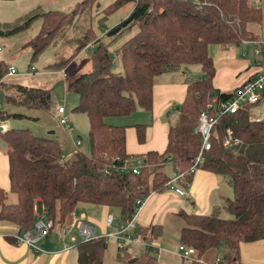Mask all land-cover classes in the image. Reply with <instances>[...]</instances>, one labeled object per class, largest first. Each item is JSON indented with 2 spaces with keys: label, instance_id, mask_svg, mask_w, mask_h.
<instances>
[{
  "label": "trees",
  "instance_id": "1",
  "mask_svg": "<svg viewBox=\"0 0 264 264\" xmlns=\"http://www.w3.org/2000/svg\"><path fill=\"white\" fill-rule=\"evenodd\" d=\"M96 1L81 0L68 13L33 12L21 25L0 31V36L14 34L40 19L38 34L26 44L33 61L56 42V37L75 18L96 7ZM257 1L114 0L102 10L98 22L129 3L133 5L132 12L138 11L135 19L114 35L106 36L112 39L132 21L136 22L135 34L114 51L120 73L111 70L108 44L92 33L89 23L76 39L70 56L49 67L64 71L83 50L91 51L70 72L64 71L62 80L65 92L77 97L72 111L86 117L89 155L73 151L64 156L54 139L32 136L26 129H6L0 139L7 158L8 193L15 197V202L8 203L6 193L0 189V223L13 225L22 233L33 224V206L37 200L44 218L58 228L69 226L78 207L115 209L121 220L130 218L137 201L165 191V183L176 171L186 172L191 166L200 145L193 129L199 112L207 110L210 117H215V123L210 131L209 150L202 153L196 170L227 179L231 193L225 201V211L229 218L179 214L183 226L178 231V245L193 250L190 264H201L206 255L216 253L220 246L223 252L218 264H238L240 244L264 240V121L249 120L251 105H243L233 114L216 115L218 105L228 101L233 93L212 89L214 69L209 49L256 41L258 37L252 27L260 23V11L254 5ZM104 36L102 33L101 37ZM262 55L264 73V52ZM189 66H198L200 76L185 82L184 97L172 112L173 122L167 121L164 150L127 154L128 126L113 125L110 121L127 118L137 111L150 113L153 79L166 73H187ZM6 72L0 62V79ZM4 81L0 87L12 91V96H0L1 122L25 118L7 112L3 105L39 111L49 108V90L6 85ZM212 98L213 106L206 109ZM130 127L136 142L143 143L146 125ZM226 130L237 143L223 147ZM141 157L144 166L136 175L119 171L124 159ZM166 165L169 175L165 173ZM191 177L185 176L183 182L176 181L175 185L185 190ZM151 229L138 230L137 237L149 242ZM105 249L106 243L101 238L81 241L75 245L76 263L102 264ZM129 264L156 263L144 252Z\"/></svg>",
  "mask_w": 264,
  "mask_h": 264
},
{
  "label": "crops",
  "instance_id": "2",
  "mask_svg": "<svg viewBox=\"0 0 264 264\" xmlns=\"http://www.w3.org/2000/svg\"><path fill=\"white\" fill-rule=\"evenodd\" d=\"M254 5L260 11V23L252 27V31L258 37L257 40L242 42L225 49L211 47V51H209L214 69L211 86L219 93L232 94L243 83L257 76H262L264 79L261 65L264 52V0H259ZM254 42L259 43L256 54L254 53ZM111 66L114 67V64ZM60 74L63 77L64 71L60 70ZM185 74L178 71L162 74L153 79L150 113L137 111L127 118L110 121V124L113 125L128 126L125 129V151L127 154L143 155L147 152L161 153L164 150L167 121L174 116L172 112L178 108L184 97L185 81L183 79ZM5 78L0 81H4ZM258 105H261L262 115L264 103L260 102L251 106ZM49 106L52 107V103ZM251 108L249 109L250 117H256L252 115ZM55 109L52 107L54 116ZM5 123L7 129L10 128L7 121ZM68 123L70 128L69 119ZM136 124L146 125L144 141L141 144L136 142L134 130L130 127ZM73 144L72 142V148ZM7 170L5 145L0 139V189L4 192L5 189L7 191L9 189ZM5 193L7 197V192ZM230 193L231 188L226 178L196 170L187 189L184 190L183 197H177L167 190L150 194L142 201L141 208L135 216L133 229L128 232L131 237L137 239V242L130 243V246L139 248L129 251L128 254L124 247L120 251L116 248L120 255L119 260L129 264L131 260H136L138 255L147 252L155 259L156 264H190L189 260H181L175 254L178 245V231L182 222L178 215H209L224 219L221 215L226 214L225 201L230 197ZM9 200L8 203H14L15 197L13 196ZM34 210L33 222L35 219L44 217L42 205L38 200L34 203ZM107 215H111L114 220L110 228H107L104 223ZM73 220H81L86 223L100 238L109 232L117 231L126 219L121 220L117 210L114 212L105 207H78L72 214L71 222ZM147 228H152L149 242L137 237L138 230ZM72 232L76 234V237L71 235ZM17 234L19 231L15 226L0 223V264H77L75 245L80 243L81 239L71 223L64 228L53 227L47 237L37 243L38 252H34L24 245H15L11 237ZM109 243L116 245L114 239H108L106 246ZM143 243L154 244L157 246V250L146 248ZM222 252L223 248L221 251L206 255L201 264H214V260L220 259ZM238 261L243 264H248V262L264 264V240L247 245L240 244Z\"/></svg>",
  "mask_w": 264,
  "mask_h": 264
},
{
  "label": "rangeland",
  "instance_id": "3",
  "mask_svg": "<svg viewBox=\"0 0 264 264\" xmlns=\"http://www.w3.org/2000/svg\"><path fill=\"white\" fill-rule=\"evenodd\" d=\"M80 1L81 0H0V31L5 32L12 28L14 29L21 25L31 13L36 11L68 13L74 5ZM113 2L114 0H97L96 7H93L90 11H86L75 18L74 21L56 37V42L44 49L33 61L30 60V49L26 44L38 34L41 24L40 19L32 21L27 28L19 30L14 34L0 36V62L3 63L6 69L11 68L15 72V75L7 76L4 83L6 85L17 84L24 87L49 90L52 107H63L71 124L68 131H64L61 127H58L57 119L53 115L51 106H49L46 111H39L11 106L6 107L3 105V108L7 112L22 114L25 117L8 120L7 124L10 128L26 129L32 136L56 140L64 156L69 155L73 151H78L86 156L89 155L86 117L83 114L72 111L77 104V97L65 92L62 82L63 77L60 74V70H53L49 67L70 56L76 46V39L82 36L88 28L89 23L92 33L96 37H100L102 42L108 44V52L114 64L111 70L115 73H120L121 67L118 58L114 55V51L120 44L135 34L137 26L136 22L132 21L114 38L109 39L106 37V33L119 23L125 21L132 13L131 10L133 5L129 3L106 17L105 20L98 22L97 20L102 17V10ZM102 33L105 34L104 37H101ZM210 49L209 51H211ZM90 52V49L83 50L78 57L66 66L64 71L70 72L74 66L80 64L82 60L87 59ZM83 69L86 70L87 67L85 66ZM187 69L189 72L185 74L183 79L185 82L196 80V78L200 76L198 66H189ZM4 77L5 76L1 79ZM11 93L12 91H3L0 87V96L3 94L12 96ZM260 106L261 105L251 108L252 115L256 117L261 116ZM169 122L172 124L173 117L169 119ZM50 132H52V134H49ZM75 141L79 142V146H73L72 148V142L74 143ZM165 173L167 175L170 174L167 165L165 167ZM5 192H7V202H10L9 199L12 198L13 195L9 194L6 189ZM111 210L115 212V209ZM221 216L224 219L229 218L227 213H223ZM182 226L183 224L181 222V227ZM71 235H75L76 237L74 232H72ZM130 245L131 244L123 245L127 254L129 251L139 248H134ZM242 245L247 244L242 243ZM116 248L117 245H114V243H109L106 246L102 264H127V262L119 260L120 255L117 253ZM222 248L223 247L220 246L219 251H221ZM248 259L249 257L247 260ZM251 263L252 262H248V264ZM238 264H243V262L238 261Z\"/></svg>",
  "mask_w": 264,
  "mask_h": 264
},
{
  "label": "built area",
  "instance_id": "4",
  "mask_svg": "<svg viewBox=\"0 0 264 264\" xmlns=\"http://www.w3.org/2000/svg\"><path fill=\"white\" fill-rule=\"evenodd\" d=\"M254 53L258 52L257 47L259 43L254 42ZM1 52V49H0ZM15 72L13 69H7L6 75L13 76ZM1 82V81H0ZM215 102V99L212 98L210 103L206 106V109H211ZM264 103V79L262 76H257L238 87L232 94L231 98L223 103H220L216 108V115L223 114H233L243 105H254L257 103ZM2 108V101L0 97V110ZM55 117L57 119L58 127H61L64 131L69 130L68 118L65 114L63 107H57L55 109ZM251 122L264 121V111L260 117H250ZM215 123V117H210L207 113V110H202L199 112L197 117V123L193 129V132L196 133L200 138L199 150L186 172L176 171L174 176L165 183V190L174 193L177 197L184 196V189L175 185L176 181L183 182L185 176L193 175L196 171V166L200 163L201 155L203 152L209 150V137L212 126ZM7 129L6 123L0 121V134ZM230 143L236 144L237 141L231 138L230 131H225V138L222 141V146L226 147ZM79 146V142H74V147ZM116 159V158H115ZM144 166L143 158H126L122 161V165L119 168V171L130 172L136 175ZM187 187V184H185ZM143 200L136 202V208L133 215L124 221V224L119 227L117 231L109 232L108 234L100 237L104 243L108 239H114L118 249H122L124 244H134L137 242V239L131 237L128 232L133 229L135 216L141 208ZM43 213V208H42ZM33 215L35 216V210L33 206ZM105 226L107 228L112 227L114 220L111 215H107L104 219ZM71 226L76 230L77 234L80 236L82 242H87L90 240L97 239L94 231L81 220H73ZM53 228V224L50 220L45 219L44 217L35 219L32 226L22 233L13 236V241L15 245H24L27 248L31 249L34 252H38L36 247L37 243L43 238L47 237L50 231ZM144 244V243H143ZM146 248H151L157 250V246L154 244H144ZM176 256L181 260H191L193 255V250L185 248L182 245H177L175 249ZM214 264H218V259L215 260Z\"/></svg>",
  "mask_w": 264,
  "mask_h": 264
},
{
  "label": "water",
  "instance_id": "5",
  "mask_svg": "<svg viewBox=\"0 0 264 264\" xmlns=\"http://www.w3.org/2000/svg\"><path fill=\"white\" fill-rule=\"evenodd\" d=\"M137 15H138V11H133L125 21L119 23L117 26H115L114 28H112L108 33H106V36L109 37V36L114 35L115 33H117L120 28H123L132 19H135L137 17ZM134 261L135 260L133 259L130 262L132 263Z\"/></svg>",
  "mask_w": 264,
  "mask_h": 264
}]
</instances>
